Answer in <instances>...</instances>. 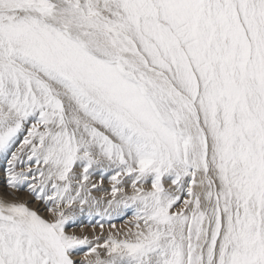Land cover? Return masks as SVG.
Returning <instances> with one entry per match:
<instances>
[{
    "label": "snow or ice",
    "instance_id": "snow-or-ice-1",
    "mask_svg": "<svg viewBox=\"0 0 264 264\" xmlns=\"http://www.w3.org/2000/svg\"><path fill=\"white\" fill-rule=\"evenodd\" d=\"M0 159V264H264V0H0Z\"/></svg>",
    "mask_w": 264,
    "mask_h": 264
},
{
    "label": "bare ground",
    "instance_id": "bare-ground-1",
    "mask_svg": "<svg viewBox=\"0 0 264 264\" xmlns=\"http://www.w3.org/2000/svg\"><path fill=\"white\" fill-rule=\"evenodd\" d=\"M3 163H4V161L2 159H0V165H2ZM3 179H4V173H3L2 169H0V185L3 184ZM104 183H105V186H107V181L106 180H105ZM20 198L21 199H24L25 198V194L24 193H21L20 194ZM30 206H31V202H30ZM130 218H131V212L129 211L125 216H123L121 218H118L114 222L116 223L117 228H121L124 225V221L125 220H128ZM76 230L79 233V229L77 228ZM97 231H99V229H97ZM85 232L90 235L91 232H92V229L90 227H88V228L85 229Z\"/></svg>",
    "mask_w": 264,
    "mask_h": 264
},
{
    "label": "rangeland",
    "instance_id": "rangeland-1",
    "mask_svg": "<svg viewBox=\"0 0 264 264\" xmlns=\"http://www.w3.org/2000/svg\"><path fill=\"white\" fill-rule=\"evenodd\" d=\"M127 217V216H126ZM116 221V220H115Z\"/></svg>",
    "mask_w": 264,
    "mask_h": 264
}]
</instances>
